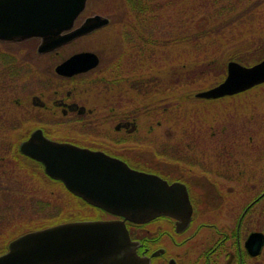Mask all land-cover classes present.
Instances as JSON below:
<instances>
[{
    "label": "flooded vegetation",
    "instance_id": "flooded-vegetation-1",
    "mask_svg": "<svg viewBox=\"0 0 264 264\" xmlns=\"http://www.w3.org/2000/svg\"><path fill=\"white\" fill-rule=\"evenodd\" d=\"M82 20L79 16L75 23ZM31 39L35 42L0 40V193L22 194L13 200L20 208L26 206V214L31 207L40 210L38 217L26 216L32 222L28 230L74 221L119 226L123 220L136 254L147 258L148 264H251L257 255L249 253L245 241L251 232L250 211L255 205L264 206V148L253 143L249 127L243 138L244 132L234 130L237 126L229 118L218 117L206 127L205 138L186 137L192 130L185 128L179 138L174 137L172 123L166 137H157L158 120L141 133L136 115L119 118L112 128L107 121L92 122L93 110L79 100L85 101L84 90H78L89 71L72 75L56 71L60 62L79 51L71 47L78 38L48 52L38 50V38ZM193 128L197 135L205 129ZM36 130L51 140L103 151L132 169L177 185L186 191L190 211L131 222L91 204L62 179L48 175L40 160L20 150ZM243 149L247 154L236 153ZM249 162H260L261 170L249 169ZM240 163H247V170ZM34 177L40 180L35 182ZM56 185L59 189L51 188ZM24 193L27 199L38 194L40 200H27ZM10 202L3 210L11 211Z\"/></svg>",
    "mask_w": 264,
    "mask_h": 264
},
{
    "label": "rangeland",
    "instance_id": "rangeland-1",
    "mask_svg": "<svg viewBox=\"0 0 264 264\" xmlns=\"http://www.w3.org/2000/svg\"><path fill=\"white\" fill-rule=\"evenodd\" d=\"M195 3H198L199 9L192 11V5ZM208 6V2L205 3L203 0H189V2L186 0L182 5L186 11L177 22L173 23L168 20L169 18L175 20L173 16L178 11L175 12L173 9L164 12V16L162 15L160 18L145 20L146 24L143 25L145 36L157 40L154 43H143L131 51L129 44L134 42L135 34L129 26L132 19L126 2L124 0H88L81 17L98 13L111 18L106 27L82 35L71 46L74 50H90L99 55L97 67L86 73L87 81L92 79L82 83L78 88L79 91L84 90L82 97L85 101L81 98L79 100L93 110L92 114L96 119H93L92 122L107 121L112 128L119 118L136 115V122L139 124L141 133H144L151 123L155 124L158 120L160 126L156 127L157 137H166L168 124L172 123L174 137H183L184 130L182 131V129L185 128L186 131L192 130L186 137L205 138L206 133H209L206 127L210 124L213 125L218 117L221 119L227 117L232 121V124H236L237 127L234 130L241 129L244 132L242 136L240 135L243 138L247 135L245 128L249 127V137L253 139V143L264 148L262 146L264 144V84L220 100L193 98L195 92L208 89L220 80L212 77V69L204 76L195 75L194 67L202 64V61H212L213 59L216 60L215 63L214 60L212 62L218 65L222 60L221 57L223 58L232 50L243 46H253L251 43L257 37V33L241 34L243 33L242 29L245 28L243 23H238L239 17L235 16L237 13H249V15L252 13L254 15L252 16L256 17L254 20L264 19V0H248L244 7L241 6L239 10L236 8L231 13L227 11L232 10L227 2L218 6L219 10H223L222 14H216L214 7ZM211 10L212 13H209ZM193 12H195V16L192 20H188ZM211 14L216 17L214 20L217 21L216 26L222 24L223 27H212L209 32L212 35H201L200 38L198 36L192 42L189 41V38L186 41L181 40L183 35L189 37L194 33H200L205 19L211 20ZM151 15L154 16L152 13ZM240 17L245 16L241 15ZM196 21L199 25L195 24ZM249 23H251L250 19ZM231 25L235 28L234 31L231 30ZM238 33L243 38L232 41L231 39ZM161 39H169L170 42L162 43L166 40ZM27 41L35 42L32 39ZM262 46L258 51L250 50V60L255 56H257L256 58L264 57V43ZM117 58H125V60L130 58L131 65L124 61V67L119 66L120 64L114 67L117 64ZM227 60L228 56L223 62L224 73ZM149 66H152L151 69ZM117 71L122 73L123 81L119 85H108L107 81L112 79L114 77L112 75ZM98 76H103L106 80L95 79ZM140 79L144 80L142 84H138L141 88L129 87L132 81L136 82ZM145 90H148L149 94L144 93ZM183 117L186 120L182 119ZM88 121L91 122L90 119ZM193 126L205 129L197 135ZM229 137L231 135L227 134L226 138ZM254 152L256 151L254 150ZM236 153L247 154V151L245 149L237 150ZM240 164L244 171L247 170V163ZM249 166H251L249 169L261 170L260 162H249ZM34 179L35 182L40 180L37 177ZM51 188L59 189L58 185L55 188L51 186ZM47 190V188L42 189L45 197H47L45 195ZM24 195L27 199L28 195L25 193ZM16 196L23 197L22 194L12 196L0 193V249H3L12 237L32 228V222H29L30 219L26 217L27 215L30 216L33 213L36 214V217L39 216L40 210H34L32 207L31 211L26 214L27 211H24L26 206L20 208V205L13 200ZM31 197L34 202L40 200L38 194L30 196L29 199ZM8 200L11 201V211L3 210L6 209L7 204L5 203ZM21 212L26 215H22ZM249 217L252 219H249V232L253 230L264 232L263 204L255 205L250 211ZM251 264H264V246L260 254L251 260Z\"/></svg>",
    "mask_w": 264,
    "mask_h": 264
},
{
    "label": "water",
    "instance_id": "water-1",
    "mask_svg": "<svg viewBox=\"0 0 264 264\" xmlns=\"http://www.w3.org/2000/svg\"><path fill=\"white\" fill-rule=\"evenodd\" d=\"M87 0H0V40L40 39L38 50L51 51L78 36L108 24L101 14L87 16L74 25ZM93 51H79L56 66L63 75L94 68ZM264 82V58L252 65L235 60L226 64L224 79L194 94L217 98ZM20 150L40 160L45 172L63 180L65 186L91 204L131 222H144L160 214L190 211L185 190L169 185L159 176L130 168L100 150L46 138L33 131ZM264 243L262 231H251L245 241L251 255ZM148 264L135 252L123 220L118 226L104 221H74L30 230L12 238L0 253V264Z\"/></svg>",
    "mask_w": 264,
    "mask_h": 264
},
{
    "label": "trees",
    "instance_id": "trees-1",
    "mask_svg": "<svg viewBox=\"0 0 264 264\" xmlns=\"http://www.w3.org/2000/svg\"><path fill=\"white\" fill-rule=\"evenodd\" d=\"M124 1L127 4L128 12L131 15V19H132V22H130L129 26L132 28V32L135 34L134 42L129 44L131 46V47H129L131 49V51H134V49H136L137 46H140L143 43H154L157 40L155 38L151 39V38H147L145 36V30H143L144 29L143 25L146 24L145 20L160 18L164 14V12H166L167 10L173 9L175 12L178 11L173 16V18L175 20L173 21L172 18H169L168 20H170L171 22L174 23V22H177L179 19H181V16L183 17L184 12L186 11L185 8L182 7V5L184 4V2L186 0H124ZM187 1L189 2V0H187ZM203 1L205 3L208 2V5H209L208 7H210V6L214 7L213 9H214V12L216 14L217 13L218 14L223 13V10H219L218 6H222L223 4H226L227 2H228V4H230L229 7L232 9V10H227L229 13L233 12V10H235L236 8H238V10H239L241 6L244 7V5L248 2V0H213V1L212 0L211 1L203 0ZM197 4L198 3H195L192 5L193 6L192 11L199 9V5H197ZM151 13L154 14V16L151 15ZM209 13H212V10ZM241 15H243L245 17H240ZM247 15H249V13L248 14L237 13V15L235 16V17H239L237 19L238 23H243V26L245 28V29H242L243 33H241V34L246 33L249 35V33H251V32H256L257 37H259L260 39L259 38L257 39V37H255L252 40L253 43H251L253 46H243V47L236 48V49L232 50L230 53H228L226 56H223V58L221 57L222 60L221 61L219 60L220 61L218 64L219 66L217 64H214L216 59H213L214 63L212 62L213 60L212 61H208V60L202 61L203 62V63L201 62L202 64L194 67L195 68L194 69L195 75L204 76L205 74H207L212 69L213 70L212 77L217 78V80L222 79V77L224 75V63L223 62H224L225 58L227 59V56H228V59H233V60H236V61H238L242 64H246V65L252 64V63H254V62H256L262 58V57L256 58L257 56H255V58L251 57V60L249 59L250 58V50H253V51L257 50L258 51L263 47L262 43H264V19L254 20V19H256V17L254 18L253 17L254 15L252 13H250V15L248 17H246ZM193 16H195V12L191 13V17L188 20H192ZM186 17H188V16L186 15ZM225 17H226V15H225ZM215 19H216V17L211 14V20L209 18L205 19V23L201 26L200 33H194L193 35H189V37H188V35L187 36L183 35L181 40L186 41L187 38H189V41L192 42L193 39H195L198 36L200 38L201 35H209V36L212 35V33H209L212 30L211 29L212 27L213 28L214 27H223L222 24H218L216 26L217 21H214ZM249 19H250L251 23H249ZM195 24L199 25L198 21H196ZM231 26H232L231 30L234 31L235 28L233 27V25H231ZM241 34L238 33V35L234 36L233 39H231V40L236 41V40L242 39L243 36ZM161 40H166L165 42H162V43L170 42L169 39H161ZM133 57H134V55H133ZM124 61L126 63L128 62L129 65H131L130 58L127 60H125V58H117V60H116L117 64L114 67H117L119 64H120L119 66L124 67V65H125ZM151 67L149 66V69H151ZM121 75H122V73L119 71H117L115 74H113L112 76H114V77L112 79H110L109 81H107L108 85L109 84H111V86L112 85H119L123 81V77ZM91 79L92 78H90V80ZM95 79L100 80V81L106 80L105 77H103V76H98ZM90 80H88V81H90ZM84 81H87V79ZM143 81L144 80L141 81V79L137 80L136 82L132 81L131 86L129 85V87L130 88L132 87L133 89H136V88L139 89L141 87L138 86V84H142ZM144 93L149 94V91L145 90ZM158 116H161V115H158Z\"/></svg>",
    "mask_w": 264,
    "mask_h": 264
}]
</instances>
